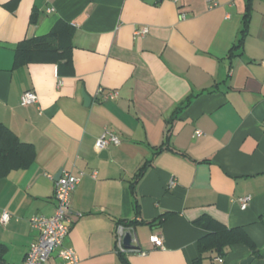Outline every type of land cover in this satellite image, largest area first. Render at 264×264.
Masks as SVG:
<instances>
[{
    "label": "crops",
    "instance_id": "crops-1",
    "mask_svg": "<svg viewBox=\"0 0 264 264\" xmlns=\"http://www.w3.org/2000/svg\"><path fill=\"white\" fill-rule=\"evenodd\" d=\"M57 21L74 28L71 66H15L18 43ZM142 26L148 32L135 38ZM263 58L264 0H0V123L35 149L28 167L0 176V215L10 213L0 264H22L38 235L30 217L51 215L56 180L80 171L63 240L78 264H264ZM26 90L37 102L22 106ZM112 90L117 98L102 99ZM105 129L119 143L100 155ZM201 216L242 227L256 253L238 243L195 263ZM132 220L126 247L144 254L118 250L117 222Z\"/></svg>",
    "mask_w": 264,
    "mask_h": 264
},
{
    "label": "trees",
    "instance_id": "trees-1",
    "mask_svg": "<svg viewBox=\"0 0 264 264\" xmlns=\"http://www.w3.org/2000/svg\"><path fill=\"white\" fill-rule=\"evenodd\" d=\"M248 13L249 10L247 9L244 23L248 19ZM73 31V26L67 22L57 21L48 33L22 40L14 49V65L20 66L32 61L51 60L57 63L58 66L61 63L71 66V39ZM57 74L59 75L58 69ZM186 104L176 108L172 118ZM170 121L171 119L167 120L168 123H171ZM170 130L171 126L165 134L166 142L170 136ZM164 144L155 147L154 154L167 148ZM168 148L171 149L170 147ZM34 157V147L29 143L20 141L7 126L0 123V176H4L13 169L28 167ZM147 166L148 161L139 168L135 179L131 181L130 189L133 195L136 181L143 175ZM134 205L137 210L138 204L134 203ZM162 219L163 217L161 216L157 222H161ZM260 220L264 224V214L261 215ZM119 223L130 226L135 221H118L117 224ZM193 223L205 230V234L197 239L198 256L195 263H199L207 254H212L213 257H223L231 245L238 243L244 244L253 253H256L253 241L242 227H227L209 216H201L194 220Z\"/></svg>",
    "mask_w": 264,
    "mask_h": 264
},
{
    "label": "built area",
    "instance_id": "built-area-1",
    "mask_svg": "<svg viewBox=\"0 0 264 264\" xmlns=\"http://www.w3.org/2000/svg\"><path fill=\"white\" fill-rule=\"evenodd\" d=\"M183 14L181 17L183 18ZM148 32L147 26L137 28L133 32L135 38L142 37ZM264 61V58H263ZM57 76V85H61L62 80ZM102 89L98 90L101 93ZM118 96L116 90L108 91L101 95L102 99H115ZM37 102V95L32 90H26L20 95V105L26 106ZM200 130H196L195 134H200ZM110 143L118 144L119 137L112 131L105 129L100 136L96 139L95 145L98 149L102 150ZM84 174L80 171L78 174L64 173L55 182L54 186V199L55 208L54 212L49 215L36 214L30 217L29 222L32 227L38 230V235L34 241L29 245V248L25 254L22 264H78V256L72 247L63 244L65 236L68 234L72 219L69 216V204L70 195L76 184L79 182L81 176ZM95 175V171L92 172ZM169 184H174V180L171 179ZM251 200L250 195H244L238 197L237 201L240 208L247 207ZM10 218V213L3 210L0 215V222L6 223ZM125 225L120 224L116 229V243L118 250L121 252H138L144 254L135 247H126L124 244V237L130 232ZM150 241L154 247H162L163 241L159 234H152ZM134 242V237H133Z\"/></svg>",
    "mask_w": 264,
    "mask_h": 264
},
{
    "label": "water",
    "instance_id": "water-1",
    "mask_svg": "<svg viewBox=\"0 0 264 264\" xmlns=\"http://www.w3.org/2000/svg\"><path fill=\"white\" fill-rule=\"evenodd\" d=\"M83 99H84L85 104H88L90 102L89 96H87L85 94H83ZM102 154L105 155V150L104 149H102L100 151V155H102ZM130 240H131L130 239V235L129 234H126L125 237H124V244L125 245H129L130 244ZM249 261H250V259H247L245 262L243 261L242 264H247V262H249Z\"/></svg>",
    "mask_w": 264,
    "mask_h": 264
}]
</instances>
